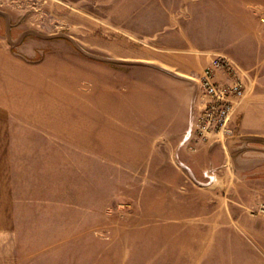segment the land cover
<instances>
[{"label":"crops","instance_id":"obj_1","mask_svg":"<svg viewBox=\"0 0 264 264\" xmlns=\"http://www.w3.org/2000/svg\"><path fill=\"white\" fill-rule=\"evenodd\" d=\"M118 8L154 22L163 13L170 30L149 51L103 39L117 67L88 69L85 93L71 68L68 83H55L67 98L30 99L27 49L10 48V27L0 33V264H264V248L251 241L264 229L235 226L264 220L261 160L233 165L230 140L191 158L181 147L199 105L196 79L214 55L250 77L233 136L264 139V0H120ZM160 156L167 162L158 165ZM46 157H69L60 165L69 177L47 183ZM94 157H102L96 177ZM100 176L117 177L121 190ZM237 182L245 196L235 195ZM175 204L199 212L176 218Z\"/></svg>","mask_w":264,"mask_h":264},{"label":"rangeland","instance_id":"obj_2","mask_svg":"<svg viewBox=\"0 0 264 264\" xmlns=\"http://www.w3.org/2000/svg\"><path fill=\"white\" fill-rule=\"evenodd\" d=\"M119 1L120 0H0V33L5 32L7 26L10 27V29H8L11 36L9 40L10 48L14 50V52H18L19 47L24 44V47L27 49L25 58L30 65V99L53 100L55 98H67L65 95L57 96L55 83L58 79L60 81L65 79L67 80V82H65L68 83V79L71 78V72H69L71 68H77L81 71L83 74L81 76L83 80H81L82 83L86 82L84 73H86L88 69H92V67L111 66L116 68L118 62L115 61L111 55L109 56V54L102 50L103 39L124 40L126 42V48L131 45L141 48L143 51H149V49H151L150 46L153 44V40L151 39H155L156 35L170 30L167 27V18L165 15H162L163 13H158V19L154 22L149 12L136 13L131 8L120 10L118 8ZM58 43L67 48L70 47L78 60L70 57L63 48H59ZM249 87L250 81L248 82V91ZM86 88L87 86L84 83L81 88L83 93H85ZM234 117L230 125L232 133L227 136L224 143L220 144L223 145L229 140L235 141L232 148L234 150H231L229 153V156L231 154L230 162L237 167L240 166L244 168L246 164L245 160L258 157V159L261 160V162H259L260 165H264V139L254 138L251 140H243L242 138L233 136L236 129ZM190 133L192 132L187 130L181 142V147L188 153L185 155V158H191L190 155L199 152L201 149L205 148L207 150L216 147H210V144L200 141L194 133L191 135ZM129 158L133 157H126V159ZM46 159L47 183L50 179L54 182L53 179L55 177H69V170H64V167H62L61 171L60 166L63 163H68L69 157H46ZM101 159L102 157H94L95 177L98 174L102 175L96 171L97 169H101L99 168ZM189 161L194 162L191 160ZM166 162L167 159L165 156H160L156 160L158 165ZM216 173L217 170H215V172H209L206 177L207 182H204L206 186L212 180L211 175ZM240 174L243 175V171H241ZM155 177L158 178L159 175L156 174ZM97 178L103 181L104 187L111 192L121 190L117 189V177L114 182H107L105 179L103 180L101 176ZM233 189L235 195H246L247 189L243 182H237ZM131 193L134 192H130L129 194ZM178 206H181V204ZM255 206L256 205H250V211L257 215L259 211ZM158 207L161 208V205H158ZM129 209L130 208L126 205H123L119 207V214L123 212L124 214L122 215L125 216L129 212ZM172 210V215L174 217L183 216L187 219L196 216L199 212L196 208H182L177 207L176 204L173 205ZM156 211L160 212L162 210L156 209ZM115 223L118 222L116 221ZM235 226L239 229L240 226H242L249 229H256L261 232L264 229V220H239V224ZM179 227L181 226L174 225V228ZM251 238V241L258 248H264V235L253 236ZM222 239L223 244H229V242H231L239 245L242 243L236 238L230 241L227 239V236H223ZM227 256L229 255L227 254ZM241 258L242 253H238L235 259L240 260ZM253 259L256 260V258Z\"/></svg>","mask_w":264,"mask_h":264},{"label":"built area","instance_id":"obj_3","mask_svg":"<svg viewBox=\"0 0 264 264\" xmlns=\"http://www.w3.org/2000/svg\"><path fill=\"white\" fill-rule=\"evenodd\" d=\"M249 81L248 72L231 59L212 56L196 80L199 105L189 132L210 147L224 143L232 133L230 125L240 103L246 98Z\"/></svg>","mask_w":264,"mask_h":264}]
</instances>
